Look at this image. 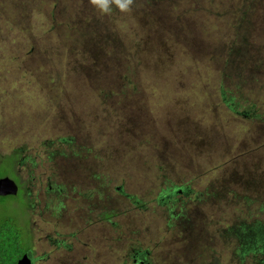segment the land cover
Segmentation results:
<instances>
[{
  "label": "rangeland",
  "instance_id": "obj_1",
  "mask_svg": "<svg viewBox=\"0 0 264 264\" xmlns=\"http://www.w3.org/2000/svg\"><path fill=\"white\" fill-rule=\"evenodd\" d=\"M234 41L259 63L264 0H0L2 177L32 203L34 264L264 263V47L253 78Z\"/></svg>",
  "mask_w": 264,
  "mask_h": 264
},
{
  "label": "trees",
  "instance_id": "obj_2",
  "mask_svg": "<svg viewBox=\"0 0 264 264\" xmlns=\"http://www.w3.org/2000/svg\"><path fill=\"white\" fill-rule=\"evenodd\" d=\"M187 1L190 4V0ZM194 5L196 4L193 2L192 6ZM198 6L199 3L196 5V8H192L190 6L186 8L180 7L181 9L174 8L172 16L174 20H181L182 18H184V16L188 17L193 12L197 11ZM243 18L240 26L244 24ZM234 42L237 43V45L233 44L226 53V55L229 56L228 59L234 61L237 67L239 66L238 69L241 68L242 75L246 74L252 76L253 78H256V76L259 77V75H261L260 74L261 60L260 57H258V54L261 52V49L264 47V41L259 44L256 57L250 60V61H254L257 60V58H259V63L256 64L250 63L249 61L246 60L248 50L244 47V45L239 43L238 41H234ZM237 77H239V75ZM223 94L226 100L229 101L235 100L234 97H232L229 94V91L227 89H223ZM252 104L256 105V106L253 105V107H251L252 110L256 111V114H252L251 117L257 118L259 119L260 122L264 123V115H261V113H259L262 109L264 110V102L252 103ZM19 159H20V154L18 150H12L11 153L8 155H0V179L3 178L2 176L5 174L6 171L16 173V168ZM165 192L167 191H164L158 197L157 202L160 205L164 203L163 202L164 200H162V195H167V193ZM170 200L176 201L174 200V197L171 198ZM31 204L32 203L29 202V197L24 196L22 191L17 196H7V197L0 196V264H17L18 260L21 259L24 254L32 250L33 235L30 233L29 230ZM241 230L243 231L244 235L248 233V235L254 236V234L256 233V229L253 225H244ZM238 232L242 234L241 231ZM230 237H234V236L230 235ZM238 237L240 238V240H243L239 235ZM253 239L254 238H250L248 240L245 239L246 240L244 241L245 246L243 245L242 247L243 252L245 250L244 248L247 245L251 243L254 244V242H256V240Z\"/></svg>",
  "mask_w": 264,
  "mask_h": 264
},
{
  "label": "flooded vegetation",
  "instance_id": "obj_3",
  "mask_svg": "<svg viewBox=\"0 0 264 264\" xmlns=\"http://www.w3.org/2000/svg\"><path fill=\"white\" fill-rule=\"evenodd\" d=\"M66 158H68V157H66ZM20 187V186H19ZM58 187H53V188H49V192L51 193V196H50V198H49V200H48V202H52V203H54V202H58V201H60L61 200V197H60V192H58ZM174 187H172V188H169L168 190H167V192H165V193H167V195H162V200H164V201H166V202H170L171 200V198H176L177 197V194H178V192L176 193V190L177 189H175ZM22 190H20L19 191V193L21 192ZM55 191H57V192H55ZM174 193V194H173ZM49 195V194H48ZM173 202H175V203H177L178 202V199L176 200V201H173ZM50 204V203H49ZM64 212H66V197H64ZM250 233V232H249ZM31 234H32V232H31ZM238 234H240V233H238ZM33 235V234H32ZM246 235H248V233L246 234ZM35 238H34V235H33V240H34ZM246 240H248V239H246ZM249 242H250V240H249ZM65 245V247L67 246L66 244H64ZM68 247V249H70L71 250V246L70 245H68L67 246ZM257 248H258V246H257ZM29 252H31L30 254H31V258H32V260H33V264H34V261H35V259H34V252H32V250L31 251H29ZM132 259H134L133 261H134V264H136V263H140V264H148L146 261H144V254H142L141 253V251H133V255H132ZM19 261V260H18ZM78 262V264H80V261H77ZM264 264V263H263Z\"/></svg>",
  "mask_w": 264,
  "mask_h": 264
},
{
  "label": "clouds",
  "instance_id": "obj_4",
  "mask_svg": "<svg viewBox=\"0 0 264 264\" xmlns=\"http://www.w3.org/2000/svg\"><path fill=\"white\" fill-rule=\"evenodd\" d=\"M91 6L102 16L111 15L113 9L121 14H129L132 11L134 0H89Z\"/></svg>",
  "mask_w": 264,
  "mask_h": 264
},
{
  "label": "water",
  "instance_id": "obj_5",
  "mask_svg": "<svg viewBox=\"0 0 264 264\" xmlns=\"http://www.w3.org/2000/svg\"><path fill=\"white\" fill-rule=\"evenodd\" d=\"M20 187L18 183L10 178L9 176L3 177L0 179V196L7 197V196H17L19 194ZM178 190H176V193ZM258 235L253 240H258L259 243L261 241V238H258ZM31 252H27L23 255L21 259L17 262V264H33V260L31 258Z\"/></svg>",
  "mask_w": 264,
  "mask_h": 264
}]
</instances>
